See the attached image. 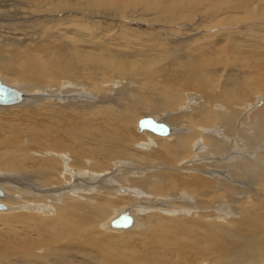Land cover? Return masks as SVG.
<instances>
[{"label":"bare ground","instance_id":"obj_1","mask_svg":"<svg viewBox=\"0 0 264 264\" xmlns=\"http://www.w3.org/2000/svg\"><path fill=\"white\" fill-rule=\"evenodd\" d=\"M84 1L93 8L118 7L115 0ZM74 2L80 0H0V71L16 80V87L0 81L23 94L21 102L0 105V111L32 112L14 121L31 124L26 137L15 135L18 126H7L0 115V174H5L0 175V200L6 193L9 197L0 201L6 205L0 211H5L0 213V264H264V196L258 195L264 191V144L258 145L264 142V102L258 96L244 103L252 90L264 89V72L251 77L254 84L229 76L223 90L211 80L218 76L214 71L199 73L184 58H151L143 65H161L160 72L144 69L139 81L143 66L135 71L139 63L128 53L91 51L94 44L99 49L98 42L67 35L70 29L88 34L86 21L96 16L84 14V8L82 19L66 15L78 14ZM225 5L253 8L248 0H226ZM189 10L159 9L167 22L189 17ZM30 27L37 29L31 35L25 31ZM74 39L90 44L89 50L78 49ZM188 41L183 40L181 51H196ZM59 56L69 57L70 64ZM90 70L100 77L93 73L91 78ZM114 78L139 87L121 89L122 96L112 98L103 86ZM64 81L66 88L59 85ZM25 82L53 88L54 95L21 86ZM189 91L201 96H185ZM41 100H54L60 109L47 103L37 108ZM258 102L260 107L251 111ZM181 103L192 111L165 114L176 113ZM69 105L81 106L72 112L76 116L61 110ZM142 115L166 125L168 135L139 131ZM184 117L191 136L180 134ZM221 124L227 128L222 135L220 128L198 132ZM250 129L253 143L242 138ZM173 198L182 206L178 211ZM121 215L130 225L112 227Z\"/></svg>","mask_w":264,"mask_h":264},{"label":"rangeland","instance_id":"obj_2","mask_svg":"<svg viewBox=\"0 0 264 264\" xmlns=\"http://www.w3.org/2000/svg\"><path fill=\"white\" fill-rule=\"evenodd\" d=\"M248 1L253 7L251 10L229 8L227 5H225L226 0H122L120 1V3L117 0H115L116 5H118L117 8H110L105 6L93 8L92 5H90L89 3H86L84 0H80V3L74 2V4L72 5L77 9L78 14L70 12L67 13L66 15L68 16L70 15L71 17L79 16L78 18L84 17L82 14L79 15L80 9L84 8L83 9L84 14L86 12L87 14L89 13L91 15L94 14L97 17L96 16L88 17L89 21L87 20L86 22H88L89 25L91 24L90 26H88V23L85 25V28L87 26L90 28L88 34H84V32L81 31L74 33L76 31L70 29L67 35L68 36L75 35L74 36L75 38L76 37L81 38L82 40L85 41H88V39H90L88 41L90 44H92L90 41H95L99 43V49H98L94 43L93 46H90V44L88 43H85L83 41L82 42L84 44L82 42L79 43L76 42V39H74L73 41L75 44H77L78 49L82 47L83 49L85 48L84 50H89L86 48L89 45L91 51L94 50L96 52H99V51L108 50V51L118 52L121 54L128 53L129 55H131V60L135 64L139 63L138 65H136V68H134L135 71L139 69L141 65L143 66L142 69L140 70V73L136 76V78L139 81L140 79H143L139 75L144 74L143 73L144 69L147 70L154 69L160 72L161 69L159 67H161V65H157V64L143 65L146 62L150 61L151 58H156V60L153 61H162V62L171 59L184 58L186 64L195 67L199 73L208 72V71H214L218 73V76L212 78L211 80L214 81L215 85H217L219 89L224 90V84L229 76H233L236 79L244 80L250 84H254L256 81L251 77L259 71L264 72V0H248ZM65 5L66 4H60L59 8L67 7L68 5L69 7H71V2H69L67 6ZM77 5L78 7H76ZM176 6L190 7L189 10L191 11L190 16L189 17L179 16L176 21L167 22L164 16H162L161 14L164 13V11L175 12ZM149 7H155L156 10L154 11L149 10ZM159 9H163L164 11L161 12L159 11ZM183 11H184L183 9H179V12H183ZM103 17L106 19H103ZM72 19L76 20L75 18ZM68 20H71V18ZM94 22L96 23V25ZM69 23L72 22L69 21ZM77 23H78L76 24L77 26L80 24L81 25L85 24L84 22H77ZM98 23H100V25ZM70 26H72V28H75L74 25H70ZM95 26L96 28L97 26H99V28L98 29L93 28ZM175 26H179L181 32L183 31V33L169 32L170 29L174 28ZM78 29L80 30L81 28ZM91 29H93V31H91ZM94 29H96L97 32L95 31L94 33ZM159 29H161L162 31ZM34 30L37 29L31 27L25 28L26 34L29 35H31L29 32L33 34ZM96 33H98L99 35L97 36ZM224 33H230V34H224ZM172 35H175V37ZM173 37L176 38V40H173L174 39ZM187 38L188 39L193 38V40L188 41ZM170 40L179 43L178 45L180 46L172 44L173 42ZM183 40L188 41V45L195 48L196 51H192V50L186 52L185 50L181 51V48L184 47ZM65 41L68 42L69 44V42H71L72 39H65ZM100 41L102 43L104 42L103 45ZM107 43H109V45H107ZM115 47L119 50H117ZM71 51H74V49L71 48ZM59 59L65 65L70 64L69 57L67 56H59ZM38 64H43V63L40 62ZM43 65H49V64L44 63ZM82 65H84V62H82ZM165 69L173 70L174 68L165 67ZM51 71H49L48 73H51ZM55 72L61 73L59 71H55ZM93 73L94 75H92ZM93 73L92 70H90L89 76L92 75L95 78L99 76L95 72ZM92 76L90 77L93 78ZM36 78L40 79V75H37ZM88 78L89 77L87 75L86 80ZM91 78H89V80L87 81L90 82ZM0 80L6 81L5 83H8V85L11 86L13 85L14 87H16L15 82L17 81L16 80L13 81V78L11 76H8L1 71H0ZM82 80H84V78ZM123 81L124 80L121 79H115L105 84L103 86L106 88V89L104 88L105 91L107 90L105 95L108 96L109 94L110 97L115 98L117 96H122V94L120 95V91H122L123 89L124 90H126V88L137 89L139 87L138 83H136L135 81H134L135 83L131 85L130 84L125 85V81L124 82ZM116 82L119 83V85L116 86L117 84ZM23 85H26L27 88L30 90H35V91L44 90L45 91V93L43 94L44 96H46L47 93H49V95H54L53 88L49 89L47 87L45 88L35 87L31 82L30 83L25 82L21 86ZM59 85H63L66 88L67 84L66 81H64L59 83ZM110 86H112L113 89ZM218 91L219 90L217 89V92ZM90 93H92L91 88H90ZM113 95H115V97ZM187 95L201 96L200 93H197L196 91L185 92V96ZM258 96H261L263 99L262 101L264 102V89L252 90L250 99L244 101V103L251 100H256ZM201 102L203 103L202 98H200L197 101L196 103L197 108L200 106V104H202ZM259 102L258 104L256 103L252 107L255 109H252L251 111H254L257 109V107H260L258 106ZM36 103H37V108L47 103V104H52L57 110L60 109V106L58 105L55 106L56 104L54 100H48V101L41 100V101H37ZM36 103L34 104V106L36 105ZM251 104L253 105L254 103H250V105ZM80 107L81 106H77V105H69V106H63L61 110L65 114L72 115L74 114L72 112L76 111ZM9 108H11V111L9 110L0 111V115L2 116V118H4L7 126L9 127H12L14 125L18 126V131L15 135H19V137L20 136L26 137L27 128L31 124L29 123L21 124L20 121L17 122L14 121L20 119L19 115H21L22 117H28L30 114H32L31 110L26 108L20 111L15 107L14 108L9 107ZM0 109L3 108L0 107ZM183 110L188 112L192 111L191 105L187 106L184 103L183 105L181 103L176 113L173 112L171 113V111L168 110L166 111L165 114L168 115L185 114ZM74 116L76 115L74 114ZM150 117L152 116L142 115L139 117V120L142 118H150ZM221 126L220 125L214 126L208 129L200 128L201 131L198 132L202 134V133H206L204 131H209V130L212 131L213 129L220 128V131L217 132L219 133V135H222L227 130V128L225 127L224 124H221ZM184 127H186V129H184ZM244 129H246V127H244ZM236 130L237 127L235 128V132ZM251 130L254 131L253 129L246 131L243 134L242 138L250 143L251 142L253 143L254 134ZM191 132H193V130L189 126V119L184 117L180 126V134L184 136H191ZM172 138H173L172 135H170L166 139H170L171 141ZM50 139L56 140L57 137H51ZM244 140H241L243 141V144H245ZM153 141L156 142L155 139H153ZM201 144H202L201 147L207 149L206 144H203L202 140H201ZM262 144H264V142L260 141L258 145L260 146ZM245 145L247 146V148H249L247 143ZM197 152H199V148L197 149ZM2 174L0 175L5 176L4 173ZM4 183H8V182L5 180ZM258 195L264 196V191L259 193ZM148 197H152V196H148ZM8 198L9 197L6 193V198L0 201H5ZM240 198L243 197L239 196L236 198V200H238L239 203L243 202V200H241ZM248 199H250V197H248ZM171 203L175 206L174 210L176 211H178V209L182 207L178 202L174 201V198L172 199ZM230 208L232 210V206ZM4 212L5 211H2L0 213H4ZM115 215L116 213L114 214V216ZM177 216L178 214L173 215L174 218ZM191 217H192L191 215L183 216V218H191ZM118 238L123 239L122 237H118ZM11 251H13V249H11Z\"/></svg>","mask_w":264,"mask_h":264},{"label":"water","instance_id":"obj_3","mask_svg":"<svg viewBox=\"0 0 264 264\" xmlns=\"http://www.w3.org/2000/svg\"><path fill=\"white\" fill-rule=\"evenodd\" d=\"M23 94L17 89L5 85L0 81V105H14L22 101ZM139 131H150L156 135L166 136L169 133V128L161 123L155 122L152 118H142L137 122ZM4 195L0 189V196ZM6 209L3 204H0V211ZM131 220L126 215H121L111 222L114 228L128 227Z\"/></svg>","mask_w":264,"mask_h":264}]
</instances>
